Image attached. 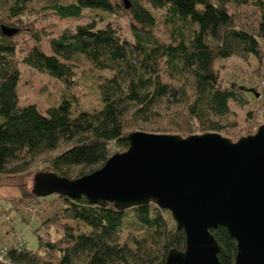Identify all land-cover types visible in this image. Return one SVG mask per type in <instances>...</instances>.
I'll use <instances>...</instances> for the list:
<instances>
[{
  "label": "trees",
  "instance_id": "trees-1",
  "mask_svg": "<svg viewBox=\"0 0 264 264\" xmlns=\"http://www.w3.org/2000/svg\"><path fill=\"white\" fill-rule=\"evenodd\" d=\"M129 2L126 9L113 0H0L6 12L0 16V175L21 174L41 159L39 169L76 178L125 150L128 134L139 128L181 136L218 132L237 140L234 105L248 120H257L247 106L258 100L255 87L237 81L223 85L214 62L222 53L262 58L264 0ZM48 9L63 18L87 10L91 19L47 37V54L40 46L43 33L28 15ZM101 11L124 16L125 31L103 22ZM1 25L26 31L34 44L17 55V42ZM80 54L108 72L97 81L96 107L79 105L73 90ZM20 62L63 80L68 92L45 112L35 103H21ZM19 186L23 206L16 204L25 221L24 209L35 206V199L47 202L33 230L35 249L11 245L5 252L9 264H164L170 249L185 247L183 229L154 201L118 208L109 201L88 203L84 196H36L32 188ZM211 232L220 245V263L234 264L235 239L223 226Z\"/></svg>",
  "mask_w": 264,
  "mask_h": 264
},
{
  "label": "water",
  "instance_id": "water-1",
  "mask_svg": "<svg viewBox=\"0 0 264 264\" xmlns=\"http://www.w3.org/2000/svg\"><path fill=\"white\" fill-rule=\"evenodd\" d=\"M129 8V0H122ZM8 36L15 27L1 25ZM123 151L76 178L39 170L32 193H53L126 208L154 201L183 229L185 247L164 264H221L212 228L236 241L234 264H264V124L236 141L218 132L181 136L132 131Z\"/></svg>",
  "mask_w": 264,
  "mask_h": 264
},
{
  "label": "rangeland",
  "instance_id": "rangeland-1",
  "mask_svg": "<svg viewBox=\"0 0 264 264\" xmlns=\"http://www.w3.org/2000/svg\"><path fill=\"white\" fill-rule=\"evenodd\" d=\"M113 1L123 5L122 0ZM101 12L105 18L103 22L109 20L122 33L125 31L127 21L123 18L124 16H116L114 13L108 14L104 11ZM154 12L158 17H162V15H159L160 12ZM5 14L4 6L0 5V16H5ZM28 17L30 19L35 17L33 25L43 33L40 43L41 49L48 54L50 53V48L47 37L55 36L64 29H72L76 24L90 20L91 14L87 10H84L83 14L78 17L63 18L52 9H48L38 12V14L31 13ZM94 17L96 19L99 18L98 16ZM16 32L13 34V39L17 42V55H21V53L27 51L34 44V41L26 31L19 30L18 33ZM75 63L76 67L74 70L76 72L73 90L77 95V103L83 107L92 108L98 106L100 101L97 81L101 79L100 75L108 74V72L92 66L82 54L78 55ZM17 66L21 74L17 86L18 99L21 103H35L42 112H45L46 108L56 104L62 95L66 94L67 87L63 80L54 78L45 72L32 69L21 62ZM214 68L223 85H227L231 81H237L243 85L252 83L251 85L255 87L256 99L258 100L253 103L249 102L247 106H250L255 111L257 120L253 118L248 120L244 116V110L234 105L233 109L238 113V121L237 129L232 132V137L237 135H240V137L246 136L248 135L246 131L250 132L249 134L254 133L260 125L264 124V55L260 60H257L251 55L240 57L237 55L227 56L222 53L214 62ZM255 109H258L259 112ZM138 131L153 132L141 128ZM229 138L232 141H236L231 137ZM44 163L41 159H37L31 164L30 168H27L21 174L0 175V250L10 247L16 241L25 242V247L29 250L35 249L36 236L33 230L40 222V211L47 201L44 198L35 199V206L31 203L24 209L29 214L28 221H25L20 216L16 202L19 203V208L23 206L22 201H18L23 196L19 185L25 184L28 189H31L33 175L36 172L34 170H43L39 168H43ZM52 235L55 238L58 233L52 230Z\"/></svg>",
  "mask_w": 264,
  "mask_h": 264
},
{
  "label": "built area",
  "instance_id": "built-area-1",
  "mask_svg": "<svg viewBox=\"0 0 264 264\" xmlns=\"http://www.w3.org/2000/svg\"><path fill=\"white\" fill-rule=\"evenodd\" d=\"M18 236V235H17ZM25 242H20V241H16L12 246L16 249V250H20L22 248H25ZM6 252V248H3L0 250V264H9L10 260L9 258L5 255Z\"/></svg>",
  "mask_w": 264,
  "mask_h": 264
}]
</instances>
